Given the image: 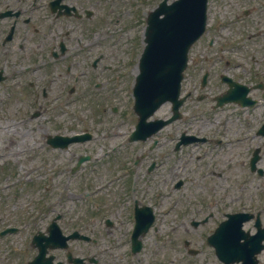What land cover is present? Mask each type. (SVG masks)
<instances>
[{"label": "flooded vegetation", "instance_id": "af4514ba", "mask_svg": "<svg viewBox=\"0 0 264 264\" xmlns=\"http://www.w3.org/2000/svg\"><path fill=\"white\" fill-rule=\"evenodd\" d=\"M158 2L159 0H0V77L3 78L0 81V105L7 104L4 100L10 98L5 97V94H30L35 89L36 79L47 75L52 77L57 89L61 90L64 86V75L73 73L75 82L78 81V77L85 79L80 89L83 93L89 94V80L95 76L97 66L106 69L105 63L111 57L112 47L121 41L127 44L135 37L138 30L142 32L148 11ZM136 39L141 42V35L138 38L136 36ZM262 47L260 51L264 52V45ZM212 48L213 38L209 37L206 45L203 46L200 67L210 69L222 61L218 60L217 56L207 54ZM214 49V53L219 50L218 47ZM251 58V61L255 60L253 56ZM261 62H264V54L257 70L254 66L237 70L236 68L241 64L233 61V64H229L226 60L216 80L210 81V85L215 86L218 96L225 94L228 89H233L238 94L243 88L235 83L245 84L248 87L246 96L254 100L248 106H240L235 102L226 103L221 107L247 111L246 117L235 118L239 116L238 113L226 114L221 121L236 122L238 125L235 131L237 142L234 149L239 147L238 154L241 155V160L233 170L243 171V175L232 177L226 183L228 186H234L231 199L228 201L233 203L230 211L247 213L249 219L242 221L241 236L237 238L236 233L239 230L234 231L233 261L224 263L216 257L213 247L208 245L206 239L214 233V229L223 220L215 215L223 212L225 194L218 193L213 200H208L198 219L200 225L195 227H199L206 246L204 249L198 248L194 257L203 254L204 260L201 263H192L190 262L192 255L186 252L187 264H264V65ZM195 66L197 62L192 65ZM127 134L123 143L124 158H129L130 152L134 151L136 155L141 156L135 165L139 167L145 166L143 164L145 159L155 160L153 151L157 145L150 147L152 141L148 139L129 142ZM234 152L236 154V150ZM253 157L256 159L252 168L250 161ZM146 168L147 165L145 170ZM220 180H225L223 173ZM132 191H137L136 186ZM129 200L130 198L123 197L122 203H127ZM150 200H153V196ZM143 205L151 207L154 213L152 204L134 197L130 205L116 216L122 222L130 223L128 227L132 228L135 209ZM62 208L63 205L61 211L55 213L58 214L57 222L61 230L64 229L63 223H73L71 221H75L80 213L78 207L67 209L66 214ZM95 208L96 211H88L89 219L100 215L115 217L112 215V210H109L110 207L105 210L99 206ZM48 217L47 211L43 210L34 220L42 222L43 231H46L48 222L53 218V216ZM123 233L126 236L127 230ZM29 241L30 235L24 230L0 237V264H47L45 261L30 263L33 259L32 251H36V248L31 247ZM68 249L78 255L77 252L92 247L83 246L75 239H71L68 242ZM119 249L127 255V241ZM62 250L58 247L51 249L55 253H61ZM116 250L115 246L110 248V253L104 256V261L100 264H118L112 257Z\"/></svg>", "mask_w": 264, "mask_h": 264}, {"label": "rangeland", "instance_id": "374dc122", "mask_svg": "<svg viewBox=\"0 0 264 264\" xmlns=\"http://www.w3.org/2000/svg\"><path fill=\"white\" fill-rule=\"evenodd\" d=\"M255 2L256 0H211L210 2V8H209V16L214 17L217 16L219 19H228L233 18L234 16H237V14H234L235 12L239 13V15L242 17V20H239L237 23V28H241L240 25L242 21H247L249 25H253L256 27H260L264 25V0H258L259 5L258 7L262 8V11L255 12L254 14L244 15L241 13L240 10H242L243 6H246L249 2ZM240 8V9H239ZM249 8V7H248ZM261 18L260 23L257 24L256 18ZM245 29V26L244 28ZM250 29V27L248 28ZM253 31V30H250ZM133 76V69L125 75V81L127 78H130ZM121 81V80H120ZM80 87L75 89L72 93H79ZM121 89H117V91H112V94L108 96V99L106 102L110 105H117L120 106L121 103L125 102L126 95L124 92L120 91ZM76 96V95H72ZM71 96V97H72ZM104 100V97L102 98V101ZM75 101H78V99H75ZM79 104H81V100H79ZM19 102V101H18ZM200 102H194L191 103L189 106H186L184 110L188 108V116L185 117L183 120L177 121L173 123L171 126L166 127L163 129L160 133V136L166 135V134H173L174 131H178L181 129V125H188L189 121L192 119L191 114L193 112L190 110L192 107L198 108L200 106ZM13 104L18 105L17 102H13ZM67 108H64L63 111L57 108H47L45 111H41L38 116L31 118V123L29 120V127L26 126L25 122H20V120H17L15 116L19 115L17 111H9V116L7 119L3 120L1 125V130L3 131L0 134V147H4V145L8 146V149H12L14 146L18 145V139H21V144L18 146H23L27 144V147L29 149L26 151L25 156L20 155L19 158H13L14 153L11 152V156H9L8 164L3 165L2 159H0V200L6 199L7 197L11 198V194L14 195V198H11V202L8 203L7 207L5 208V211H10V208H15V212L18 214H15L13 216H18L17 221L20 219V213L22 206L20 205H26L24 207L30 209L33 207V200L35 198H38L42 196L43 194H48V196H54L55 195V189L54 186H89V184H93V186H108V184H105L104 177L108 173L109 170L113 169L114 166L111 165L110 168H108L107 171L103 172H97L95 174H81L79 176L75 175H68V174H59L58 176H55L52 181L50 179L52 178L51 173H46L49 170L50 167H45L44 161L48 160L50 161L52 155L49 158L45 159V155H49L48 153H44V144L42 143V138L40 135V129L41 126H47L48 129L54 128L55 126L51 123V119H56V124L60 126L61 124H73L74 122L73 118L79 117L78 111L70 109V107H73V102L66 103ZM107 105V106H110ZM202 105V104H201ZM204 106V104H203ZM84 107V105H83ZM86 110V114L88 115L87 118L90 116L95 115V111H92L90 109H83ZM165 110V109H164ZM167 111V110H166ZM165 111V112H166ZM119 112V110H118ZM113 113V112H105L106 118L105 122H103L101 128L105 126L107 122L112 123L111 132L115 133L119 131L120 127L119 125L114 126L115 122L119 121L120 115L119 113ZM101 113L100 111H97V114ZM104 113V112H103ZM57 114V115H55ZM206 113L204 111H199L197 113V119H193L191 123V127L194 132H197L199 134H204L206 136H212L217 135V124L216 122L210 123V128H206ZM85 117V114L83 116ZM216 116L214 115L211 120L215 119ZM103 119V117L101 118ZM72 120V121H71ZM175 124V126H173ZM97 127V131H99V127ZM61 129H64L61 125ZM207 131V133H206ZM225 135L228 136V132H225ZM213 137V136H212ZM12 138L14 142L12 144H8V139ZM120 136L118 135H111V137H108L105 141L113 144L117 141H119ZM35 142V146H33L34 149L31 148L32 143ZM170 144H162L160 145V151L169 148ZM236 145H231L228 149L224 150L222 153H211L212 147H215V145L212 144H206V143H199L198 145L191 146L188 148H183L180 152L173 153L169 149V157L167 160V163L163 164L161 166V171H158L157 175V181L160 183H163L165 186H169V191L171 193L176 195V198L178 199V204L176 205L175 209H172L170 212V217L167 216L166 219L161 224V231L167 232L170 231L178 236V238H181V235L184 234V230L182 227H187V222H183L182 225L181 222L183 219H179L180 215H185L186 221H189V216L195 215L198 218H200L202 211L206 207V202L208 201V195L213 192L211 186H215L217 188L218 183L217 181L219 178H217L216 173L213 174L211 171L216 170L219 167H223L226 173H231L230 170L226 167V164L228 162L235 163L236 157L237 160L240 161L241 155L238 154L239 147L237 146L236 149H234ZM198 148V152L201 154V158L199 161L194 162V154L196 153V149ZM97 151V148L95 149ZM217 150V149H216ZM236 150V154L235 151ZM192 154L193 157H190L189 155ZM218 156V159H217ZM25 160L24 163L22 161ZM19 159V160H18ZM190 161V164H187L186 161ZM55 160L52 161L53 162ZM66 161V160H65ZM64 161V163H65ZM216 162L218 166H209V162ZM189 165V167L186 168V172L184 174L185 167ZM228 165V164H227ZM1 166H5V169L3 171ZM185 166V167H184ZM194 168V169H193ZM235 170V169H234ZM232 171L231 177L235 176H241L243 175L242 170H235ZM49 174V177H47L46 174ZM236 173V174H235ZM184 174V175H183ZM141 175V174H140ZM185 177V180L182 183V188L180 190H172L170 186H174L173 181L177 179L178 177ZM192 177L193 179L191 180ZM188 178V179H187ZM47 179L49 180L48 184H46ZM214 182V184H213ZM211 184V185H210ZM11 186V187H9ZM16 186V187H15ZM18 186H30L27 188V191H20V187ZM147 186H153L149 182ZM124 187V180H119V182L110 184L108 187L103 188L101 191L98 192V196L102 197L105 200V203L110 207L111 205H115V203L120 201L119 195H122L124 193H121ZM14 188L16 191H14ZM160 189L164 191L163 187L160 186ZM15 192V193H14ZM172 194V195H173ZM65 199H67L65 197ZM167 200V199H166ZM70 204H73V202H70ZM119 205V204H117ZM192 208L193 212H185V209ZM202 208H204L202 210ZM80 212H85L83 208H79ZM110 210V209H109ZM157 210V209H155ZM82 218V219H81ZM78 225L82 227H90L94 228L95 230H105L103 225L99 223L97 220H89L84 219L82 215L79 216L78 219L75 220ZM95 221V222H93ZM180 221V222H179ZM175 226V227H174ZM88 229V230H89ZM108 229V228H107ZM102 240L105 242L110 238L104 235H99ZM154 235L148 234L145 237V248L144 253L141 256L142 260H145L146 263L148 261V258L153 257V253L150 251V243H155V239L153 237ZM189 237H193V233H188ZM158 241V245L160 247V257L161 261H159V264H172V259H175L176 257H179L180 251H178L179 248L182 247L181 241L178 239V241H174V244L167 245L168 241H166L165 235L162 237V241L160 239L158 240V237L156 238ZM151 241V242H150ZM170 246H174L173 251L169 249ZM149 249V250H148ZM149 252V253H148ZM144 264V263H143Z\"/></svg>", "mask_w": 264, "mask_h": 264}, {"label": "water", "instance_id": "95a60500", "mask_svg": "<svg viewBox=\"0 0 264 264\" xmlns=\"http://www.w3.org/2000/svg\"><path fill=\"white\" fill-rule=\"evenodd\" d=\"M165 9L154 32L158 43H151L148 49L155 55V74L142 84L143 95L153 94L159 100L177 91L187 47L203 26L205 0H178ZM174 64L176 72L172 75Z\"/></svg>", "mask_w": 264, "mask_h": 264}]
</instances>
